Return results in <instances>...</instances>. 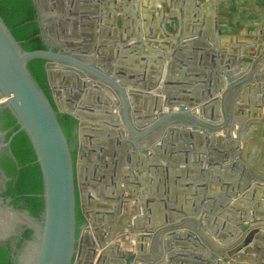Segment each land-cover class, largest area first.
Returning a JSON list of instances; mask_svg holds the SVG:
<instances>
[{
	"label": "crops",
	"instance_id": "crops-1",
	"mask_svg": "<svg viewBox=\"0 0 264 264\" xmlns=\"http://www.w3.org/2000/svg\"><path fill=\"white\" fill-rule=\"evenodd\" d=\"M77 14L94 18L95 28L98 27L93 34L94 54L99 52V58L113 66L112 73L122 70L121 81L126 83V90L138 94L133 98V109H138L142 117L150 114L153 117L150 121L158 116L154 110L160 101H167L166 96L175 98L178 93L187 92L198 107L211 104L204 114L207 118H218V122L211 125H219L222 122L220 96L227 86L224 73L238 65L240 70L233 78L250 74L254 80L243 86L241 94L232 92L226 99L227 113L233 110L232 117L250 122L243 142L237 140L239 124L226 130L227 139L222 131L210 133L208 146H204L203 132L199 129L191 131L170 124L164 134L156 132L150 136L151 140L161 138L148 148L147 154L123 147L124 141L119 135L116 154L114 144L111 145L106 137L94 138L96 130H108V124L117 115L110 104L105 107L107 103L104 102L109 99L115 103L116 100L110 96L101 99L100 112L84 113L93 114L96 121H86V128L81 131L84 167L79 181L85 195L81 201L77 200L80 216L84 219L83 203V210L88 212L90 219L100 218L103 222L99 226L103 239L114 229L112 241L117 246L118 241H123L125 231L134 238L146 235L149 228L155 230L172 222L188 221L177 232H195L198 238L195 244L202 245L203 254L189 242H180L174 250L176 243L170 241V251H185L202 258L185 256L171 261L165 253L159 264L207 262L211 250L225 248L222 243L227 241L230 229H234L233 219L240 218L242 213L247 214L249 221L252 218L259 221L264 234V0H98L96 8H79ZM86 32L90 34L91 30ZM75 33H80L79 27L75 28ZM254 61L257 62L255 68L251 67ZM217 87L218 93L208 100L203 99L206 91ZM159 90L162 92L158 94ZM189 98L181 101L190 102ZM89 101L96 102L92 97ZM214 101H217L215 108ZM62 103H66L64 97ZM189 109L194 116H202L196 107ZM236 110H243V114H236ZM168 111L162 109L163 114ZM119 118L118 113V121ZM238 143L240 148L235 155L233 145ZM142 144L144 147V142ZM107 155L115 171L118 204L129 202L123 206L127 209L125 213L118 206L116 214V204L104 201L96 204L93 200L92 185L97 183V190H106L102 187L104 173L96 176L94 168L97 164L100 167ZM223 156H234V159L220 163ZM244 186L246 188L239 193ZM238 208L243 211H237ZM128 211H132V215L129 216ZM114 213L117 223L110 225ZM88 233L91 240L92 229ZM113 243H106L103 249ZM142 244L150 254L149 242ZM124 245L120 243V249ZM232 245L230 242L226 248ZM162 246L156 241L154 253H161ZM82 247L84 252L87 247ZM256 248L248 255L249 260L239 264H264V239L258 241Z\"/></svg>",
	"mask_w": 264,
	"mask_h": 264
},
{
	"label": "water",
	"instance_id": "water-1",
	"mask_svg": "<svg viewBox=\"0 0 264 264\" xmlns=\"http://www.w3.org/2000/svg\"><path fill=\"white\" fill-rule=\"evenodd\" d=\"M33 2L40 36L47 50L29 52L23 50L0 17V109H8L18 125V129L9 136L7 142H0V149H5L10 153L13 138L20 132L25 133L41 173L43 208L39 217L34 218L28 211H16L13 207L2 209L0 206V246L5 245L12 238L20 237L27 229L30 231L29 237L22 242L14 258V264H78L80 257L83 264H106L108 261L112 264H159L165 251L160 254L154 253L153 244L156 239L159 241L164 239L165 242L169 236H172L175 239L186 241L188 238L189 240L193 238L192 240L198 243L195 232L170 234L180 230L185 226V222H188L177 221L172 222L171 225L147 231L149 233H144L146 235H137L136 241L130 240L120 249L119 245L117 246L113 243L115 241H112L114 229L112 228L108 237L103 239L99 228L103 222L100 218L90 219L88 212L83 210V203H81V212L84 222L77 226V200L81 201L85 195L83 185L79 181L84 167L81 131L85 130L86 121L95 120L91 116L93 114L84 115V113L100 112L98 111L99 106L103 105L100 100L108 96L116 100L115 103H111L109 99L104 101L107 103L105 107L110 104V109L117 114L115 119L108 124L109 129L94 132V138L106 137L111 145L114 144V154L118 152V135L120 139L123 138V147L128 146L131 152L141 151V154H147L148 148L161 138L154 140V137L151 140L150 136L156 132H159V135L164 134V130L170 124L184 129L189 128L191 131L199 129L203 132L204 146L211 143L208 140L210 133L222 131L225 134L228 128H235L234 126L239 124L237 140L243 142L244 131L250 122L244 121L241 117H232L233 110L227 113L226 99L232 92L241 94L244 90L243 86L254 81L250 78V74H240L237 78H233L232 76L240 70L238 65H233L231 71L224 73L227 86L220 96L222 122L219 125H211V123L218 122V118L217 120L214 117L207 118L204 114L211 104L207 103V105L198 107V104L191 101L187 92H180L175 98L173 95L166 96L167 101L164 102L159 100L160 103L154 110L158 116L154 117V121H150L153 118L150 114L142 117L138 114V109H133V98L138 94L126 90V83L121 81L122 70L112 73L113 66L99 58V52L97 55L94 54L96 41L93 39V34L98 27L95 28L94 18H90V15L78 16L77 12L79 8H84V10H90L92 6L96 8L98 0H33ZM66 12L69 13L68 16ZM73 20H79V22H73ZM76 27L80 29L79 34L75 33ZM86 30H91V33H87ZM32 59L46 61L44 71L56 110L28 69V63ZM95 60H97L96 63ZM256 64V61L252 62L251 67L255 68ZM219 86L221 88L220 84ZM219 90L217 87L212 91H206L203 99L208 100ZM156 92L159 94L162 91ZM62 97L66 101L64 104ZM90 97L96 102L89 103ZM185 98H189L190 102L181 101ZM216 102H213L214 108L217 106ZM191 107H196L202 116H194L189 109ZM163 108L169 110L168 113L163 114ZM234 108L235 102L232 104V109ZM242 111L236 110V114L242 115ZM118 113L121 115L119 121ZM58 114H67L77 121V137L80 143L75 149V161L72 158V147L68 144L60 126ZM225 135L226 139L229 138L228 131ZM4 136L5 133L0 132V140L4 139ZM93 146L96 148L95 145ZM239 146L240 144L233 145L235 155L238 153ZM231 159H234V156H223L219 161L223 163ZM108 160L109 155L101 162L100 167L97 164L94 168L96 176L104 173L102 187H106V190L101 192L97 190L99 184L92 185L93 200L96 204L103 201L116 204L117 214L118 206L122 211L124 204L129 202L121 201L118 204V191L114 189L115 171ZM221 167L226 168L222 165ZM108 172L110 174L107 179ZM5 180L6 177L0 169V184ZM245 188V186L240 188L238 192L242 193ZM107 191L110 192V196ZM233 207H236V204ZM240 210L243 211L242 208ZM250 220L246 213H242L238 219H233L234 229H230L227 241L222 243L225 248L220 251L211 250L207 256V262L201 264H239L243 260H249L248 255L256 250L258 241L264 239L259 221L255 218ZM115 223L117 222L114 213L112 221L108 224L116 225ZM91 229L93 231L92 241L88 235ZM147 241L149 242V259L145 252L147 248L145 249L142 244ZM111 242L113 245L110 244L109 247L103 249L106 243ZM230 242L234 245L226 248ZM250 244H252L251 247H248ZM83 245L87 247L85 253Z\"/></svg>",
	"mask_w": 264,
	"mask_h": 264
},
{
	"label": "trees",
	"instance_id": "trees-1",
	"mask_svg": "<svg viewBox=\"0 0 264 264\" xmlns=\"http://www.w3.org/2000/svg\"><path fill=\"white\" fill-rule=\"evenodd\" d=\"M0 17L10 30L12 36L21 44L25 51L47 50L40 36L39 23L36 16V8L33 0H0ZM46 61L43 59H32L28 63V69L42 89L53 108L56 110L49 90L47 77L44 71ZM58 120L63 133L70 145L75 139L74 132L77 121L67 114H58ZM18 129L16 120L8 109H0V132L5 133L3 142H7L9 136ZM4 158L0 159V168L8 178L3 196H11L15 207L27 209L29 214L38 218L42 212L43 200L41 194L42 178L32 146L25 133H18L10 144V153L4 151ZM75 161L76 152H72ZM23 203L22 206L18 202ZM77 223L82 217L77 211ZM30 231L25 230L12 250V238L5 245L0 246V264H14V258L20 250L24 240L29 237Z\"/></svg>",
	"mask_w": 264,
	"mask_h": 264
},
{
	"label": "flooded vegetation",
	"instance_id": "flooded-vegetation-1",
	"mask_svg": "<svg viewBox=\"0 0 264 264\" xmlns=\"http://www.w3.org/2000/svg\"><path fill=\"white\" fill-rule=\"evenodd\" d=\"M74 132H75V134H76V139L70 144V146L72 147V152L73 151H75V149L77 148V146L79 145V141H78V137H77V125H76V128H75V130H74ZM0 142H2L3 143V139H1L0 140ZM4 151H5V149H0V159H2V158H4ZM9 153V152H8ZM1 169V168H0ZM2 171V170H1ZM8 178H6V180L5 181H3V182H1V184H0V206H1V208L2 209H5V208H7V207H13V209L14 210H16V211H28L27 209H24V208H19V207H15L14 205H13V199H12V197L11 196H3L2 195V193H4V191H5V188H6V184H7V182H8ZM18 205L19 206H22L23 205V203L21 202V201H19L18 202ZM78 211V210H77ZM127 211V209L125 208V207H123V209H122V212H126ZM131 212L132 211H128V214H129V216L130 215H132L131 214ZM78 213H79V211H78ZM136 221V220H135ZM84 222V219L82 218V221L80 222V223H77V226H79L81 223H83ZM147 230H149V231H151V230H153V228H149V229H147ZM178 230H176V232L174 231V232H171L170 234H174L175 235V233L177 234V233H179V232H177ZM151 233V232H150ZM126 234V235H125ZM180 234H183V233H179V235ZM122 240L123 241H118V245H120V243H123L124 242V244H128V242L130 241V240H132V241H136L137 239H136V237H134V238H130V234H129V232L128 231H125L124 233H122ZM179 237V236H178ZM182 239V238H181ZM193 239V238H192ZM192 239H190L189 240V238H188V241H186L185 239H182V240H178V239H175V238H173L172 236H169L168 237V239H166L165 240V242H164V240H162V242L161 241H159V240H155V242H154V244H153V249L155 250V243H156V241H158L159 243H161V244H163V246H162V252L161 253H163L164 251H165V253H168L169 254V258L170 257H172L173 259H169V260H175L176 258H185V256L186 257H194V256H192L191 254H188V253H185V251H184V253H181L180 251H174V253H171L172 251H170V246H169V243H170V241H173V242H175L176 243V248H174V250H177V246H178V244H181L180 242H189V243H192L190 246H192L193 248H197V251L199 252V254H203V248H202V245H197V244H195L196 243V241H193ZM17 241H18V239H14V240H12V242H11V245H12V250H15V248H16V243H17ZM181 247V246H180ZM198 247H200V248H198ZM256 250H257V248H256ZM255 250V251H256ZM216 251H218V250H216ZM220 251V250H219ZM157 254H160V253H157ZM146 256H147V258L149 259V254H147L146 253ZM201 255H199V256H196V257H194V258H197V257H199V259L200 258H202V257H200ZM175 258V259H174ZM248 260V259H247ZM80 261V260H79ZM201 261V260H200ZM244 261V260H243ZM242 261V262H243ZM78 264H81V262L80 263H78Z\"/></svg>",
	"mask_w": 264,
	"mask_h": 264
}]
</instances>
